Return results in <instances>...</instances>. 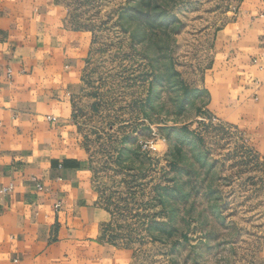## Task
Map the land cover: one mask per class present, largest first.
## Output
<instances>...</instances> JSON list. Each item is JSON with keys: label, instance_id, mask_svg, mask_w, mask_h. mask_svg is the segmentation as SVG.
Listing matches in <instances>:
<instances>
[{"label": "rangeland", "instance_id": "374dc122", "mask_svg": "<svg viewBox=\"0 0 264 264\" xmlns=\"http://www.w3.org/2000/svg\"><path fill=\"white\" fill-rule=\"evenodd\" d=\"M92 38L77 118L137 264H257L264 161L212 115L203 77L240 0H66Z\"/></svg>", "mask_w": 264, "mask_h": 264}, {"label": "crops", "instance_id": "0c3cea01", "mask_svg": "<svg viewBox=\"0 0 264 264\" xmlns=\"http://www.w3.org/2000/svg\"><path fill=\"white\" fill-rule=\"evenodd\" d=\"M70 18L66 0H0V264H137L110 239L115 214L76 115L92 38ZM263 54L264 0H240L202 80L207 109L262 161Z\"/></svg>", "mask_w": 264, "mask_h": 264}, {"label": "built area", "instance_id": "2783aa9c", "mask_svg": "<svg viewBox=\"0 0 264 264\" xmlns=\"http://www.w3.org/2000/svg\"><path fill=\"white\" fill-rule=\"evenodd\" d=\"M254 61H255V63H259L261 61L263 66H264V54L260 55V57H256ZM39 189L42 190L43 188L41 186H39ZM6 190H10V189H5V191Z\"/></svg>", "mask_w": 264, "mask_h": 264}]
</instances>
